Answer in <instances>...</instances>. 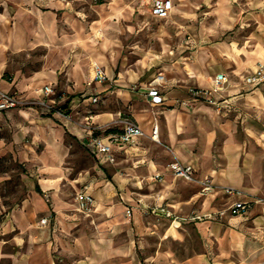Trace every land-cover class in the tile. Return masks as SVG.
I'll list each match as a JSON object with an SVG mask.
<instances>
[{
  "label": "crops",
  "instance_id": "obj_1",
  "mask_svg": "<svg viewBox=\"0 0 264 264\" xmlns=\"http://www.w3.org/2000/svg\"><path fill=\"white\" fill-rule=\"evenodd\" d=\"M36 1L0 0V93H17L29 100L42 99L38 90L57 81L54 74H25L20 66L8 62L10 56L54 42L52 13L35 14L37 26L31 33L18 9L13 16L10 13L13 5ZM171 69L159 72L166 81L165 101L160 106L130 92V84L119 79L115 80L119 88L107 87L100 111L92 116L79 113V104L91 103L87 93L67 98L72 115L79 114L85 124L90 117V123L116 131L121 127L120 115L126 114L144 133L117 154L113 165L99 164L89 153L98 165L112 171L94 189L90 185L87 192L79 193L94 200L90 216L96 232H87L89 224L83 223L84 232L68 245V256H49V231L36 226L38 217L47 219L58 205L54 168L60 162L62 132L51 125V117L41 118L33 109L0 112V119H12L10 125L0 124V158L13 155L26 162L28 150L34 148L31 141L45 144L35 160L43 179L36 182L16 213L21 221H7L2 227V235L13 234L10 239L20 256H0V264L2 260L9 261L6 264H56L64 259L65 264L264 263V203L253 204L239 216L226 213L211 220H192L224 210L234 200L264 198V93L245 83L247 74L239 80L228 76L230 83L223 95L233 101L229 113H218L204 104L187 106L183 101L189 89L211 87L217 74L210 79L191 69ZM76 81L80 85L83 80L78 77ZM63 127L85 147L86 125L75 119L65 121ZM154 127H158L157 141L151 138ZM174 161L192 165L198 179L210 178L213 191L204 195L198 184L175 178L169 170ZM158 175L161 179H155ZM226 187L243 196H226ZM46 192L54 204L44 199ZM162 209L179 220L166 217Z\"/></svg>",
  "mask_w": 264,
  "mask_h": 264
},
{
  "label": "rangeland",
  "instance_id": "obj_2",
  "mask_svg": "<svg viewBox=\"0 0 264 264\" xmlns=\"http://www.w3.org/2000/svg\"><path fill=\"white\" fill-rule=\"evenodd\" d=\"M150 3L151 0H37L13 5L10 10L12 16L18 9L26 17L25 26L30 33L37 26L35 14H53L54 42L8 59L25 74H54L57 80L52 86L53 109H33L41 118L51 117V125L62 132L60 162L54 168L58 205L51 209L53 213L48 214L45 225L42 217L36 219V226H46L49 231V256H68V245L84 232L83 223L89 224L87 232H96L92 216L78 210V194L87 192L90 185L94 189L100 178H110L112 171L98 165L81 139L72 137L63 127L65 121L75 119L86 125L84 119H78L81 114L92 116L100 111L108 91L107 85L91 83L95 66L102 68L110 79L128 85H149L159 72L174 67L191 69L210 79L226 73L239 80L264 66V0H174V9L166 18L152 16ZM78 77L83 80L80 85ZM259 89L264 93V85ZM82 93L98 97L99 101L79 104L80 116L76 112L72 115L66 106L67 98ZM65 109L71 120L58 116L57 112ZM119 119L130 118L121 114ZM11 120L4 116L0 124L10 125ZM30 144L34 148L28 150L26 162L13 155L0 158V256H20L18 246L10 239L13 234L2 235V227L7 221H21L16 213L36 182L43 179L39 173L41 166L35 160L45 150V144ZM44 199L49 205L54 204L47 192ZM255 199L264 203L263 197ZM66 262L58 260L56 264Z\"/></svg>",
  "mask_w": 264,
  "mask_h": 264
},
{
  "label": "built area",
  "instance_id": "obj_3",
  "mask_svg": "<svg viewBox=\"0 0 264 264\" xmlns=\"http://www.w3.org/2000/svg\"><path fill=\"white\" fill-rule=\"evenodd\" d=\"M174 9L173 0H152L151 1V15L157 18L168 17ZM245 83L252 89L264 85V66L258 67L255 71L251 72L244 78ZM97 82L101 85H107L109 88H119L115 80H111L102 68L95 66L93 68V76L91 83ZM230 79L227 74L219 73L211 81V87L207 89L190 88L188 97L183 103L187 106L193 104H204L214 108L218 113H229L233 109V101L230 98H224V92L227 90ZM166 86L165 76L159 73L156 78L149 85L130 84L127 88L132 93H137L147 99L149 104L160 106L164 103L162 92ZM39 95L42 97L40 100L25 99L17 93L4 94L0 93V112L12 109H34L36 106L46 108L47 111L55 105L53 99L54 91L49 86H44L39 90ZM85 96L82 95V98ZM91 103L97 104L98 97L89 98ZM58 116L66 120H71V115L68 111L59 110ZM86 124L85 147L87 151L99 164L113 165L116 163L117 154L123 151L129 145L134 144L138 139L144 136L140 126L130 119L121 121V127L116 131H111L110 127L99 126L90 123ZM264 132V131H263ZM153 140L157 141L158 127L152 130ZM171 174L185 182L196 183L201 188L202 194H207L213 191L214 186L210 178L205 177L198 179L196 177V170L192 165H183L178 161L169 164ZM155 179H161V176H156ZM223 193L232 198L241 197L243 194L233 188H223ZM78 210L79 212L90 216L93 213L94 200L91 196L83 193L78 194ZM263 203L260 199H243L234 200L224 210L218 211L215 214H208L205 216H195L192 220H211L215 215L222 217L224 214L229 213L232 216L243 215L252 207L253 204ZM162 213L173 221H178V217L173 216L172 213L161 210ZM47 220H42V224H46Z\"/></svg>",
  "mask_w": 264,
  "mask_h": 264
}]
</instances>
